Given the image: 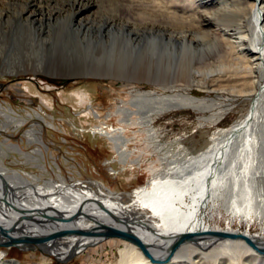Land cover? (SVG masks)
<instances>
[{"label":"bare ground","instance_id":"1","mask_svg":"<svg viewBox=\"0 0 264 264\" xmlns=\"http://www.w3.org/2000/svg\"><path fill=\"white\" fill-rule=\"evenodd\" d=\"M27 1L28 5L17 11L14 6L20 0H0V7L4 11L2 16L15 15L27 22L61 17L69 23L71 31L86 29L88 32L92 28L87 21L94 13L93 2L35 0L45 4L37 6L34 0ZM236 1L243 3L245 0ZM252 6L249 12L240 8L243 15L240 13L239 31L232 32L228 27L218 28L230 49L225 54H220L219 50L220 58L230 57L234 61L231 72L240 80V89H233L232 92L246 94L245 99L251 100L252 106L231 126L213 131L204 147L192 151L184 145L178 146L182 139L164 143L152 124L157 117L171 110L199 109L203 105L206 99L196 98L182 90H215L214 83L226 74L211 78L215 75L212 69L217 65L206 61L208 56L199 59L206 62L205 68L200 66L205 73L196 69L188 76L183 69L182 73L179 72L180 77L176 78L171 72L159 68L150 75L149 80L158 81V85L150 86L163 93L138 90L131 92L130 99L120 101L118 111L122 117L119 121L133 124L132 116L140 115L139 123L147 127L149 146L165 164L162 172L132 192H112L104 183L93 179L72 181L71 177L62 174L56 161L58 171L54 166L50 167L55 177H46L49 168L42 158L45 159L48 145L44 133L46 126L52 127L54 123L38 110L34 114L28 112L35 123L25 134L29 144L37 145L36 148L33 152H26L19 144L0 139V156L6 155L7 148L16 150L27 162L38 166L41 172L35 174L12 169L0 157V247H10L8 244L16 242L22 249H39L47 256L65 262L86 248L99 245L105 250V246L109 245L113 248L117 246L119 264H264V256L259 252L264 250V0H254ZM158 32L169 47L181 45L185 50L195 43L194 37L183 31L170 32L169 37L162 29H158ZM197 59V56L190 58L189 65L196 64ZM222 67L218 73L230 70ZM77 95L81 102H88L87 96L78 92ZM14 112V109L0 104V114L5 118H0V133L29 122L22 115L14 117ZM108 127L107 123L101 124L93 132L110 141L123 165H140V159L131 160L133 152L128 150L131 139L126 135V127ZM250 169L253 172L251 175ZM220 206L226 211L238 210L246 222L257 218L252 214L258 211L263 223L261 231L250 234L231 228L221 231L211 226L209 221ZM104 228L134 234L157 261H152L136 242L118 236H103L101 230ZM76 229L96 232L90 235L52 236L54 232ZM205 231L225 232L238 237L203 235ZM186 232L194 233L193 237L174 247ZM30 235L40 242L21 239ZM241 235L251 238L255 245L250 246ZM163 247L167 249L166 252H159ZM6 254V251H0V264H21L18 260H5Z\"/></svg>","mask_w":264,"mask_h":264},{"label":"rangeland","instance_id":"2","mask_svg":"<svg viewBox=\"0 0 264 264\" xmlns=\"http://www.w3.org/2000/svg\"><path fill=\"white\" fill-rule=\"evenodd\" d=\"M87 1L95 4L94 13L87 21L92 28L88 32L86 29L82 31L89 35L104 33L126 39L139 54L141 67L135 74L139 80H149L150 75L159 68L171 72L176 78L180 77L183 69L188 76L196 69L204 72L205 69L200 66L204 67L206 62H200L199 59L207 56L206 61H212L217 65V68L212 69L215 75L211 78L216 79L226 74L216 83L213 82L214 91L196 88L188 89L186 92L182 90L186 94L206 100L199 109H175L157 117L152 125L162 142L169 144L182 139L181 143H177L178 146L184 145L192 151H197L207 144L213 131L231 126L248 112L252 101L245 99L246 94L232 92L233 89H240V80L231 72L234 61L230 60V57L220 58V54L230 52V49L227 48L226 40L224 41V37L219 34L218 28L221 26L230 28L232 32L239 31L240 16L243 15L240 8H243L244 12H249L254 0H245L243 3L236 0ZM34 3L37 6H45L39 1ZM27 5V0H20L14 7L20 11ZM2 14L3 7H0V104L14 109V117L22 115L29 119V122L17 129L9 128L7 132L0 133L1 140L8 139L19 144L24 151L33 152L37 145L29 144L25 133L35 123L28 116V112L34 114L35 110H38L48 121L54 123L52 127L46 126L44 133L48 145L45 159L42 158V162L49 168V172L45 173L46 177H55L50 167L52 165L58 171L54 163L56 161L62 174L71 177L72 181L98 180L112 192L128 193L146 185L155 174L162 172L165 164L159 158V154L149 146L147 127L139 123L140 115L132 116L133 124H122L119 121L122 117L118 111L120 101L130 99L131 92L155 90L152 86L95 79L78 80L61 86L35 75L29 71L39 68L36 66L39 65L37 53L47 46V42L51 41L54 35H66L71 31L68 28L69 23L61 17L27 22L15 15L4 17ZM158 29L166 31V37H169L170 32L189 33L194 37L195 43L185 50L181 45L169 47L160 38ZM124 51L125 49H122V52ZM124 54L127 56L128 51ZM126 56L123 55L117 62L124 60ZM193 56H197L198 62L189 65L191 62L189 60ZM222 66L230 70L218 73ZM23 71L29 73L23 74ZM77 92L87 96L88 102H81ZM130 108L137 109L134 106ZM221 114L223 115L218 118ZM0 118L5 119L1 114ZM35 118L38 120L36 116ZM104 123L109 125V129L126 127V135L131 139L128 150L133 152L131 160L140 159V165L131 163L123 165L110 141L93 132ZM0 157H3L5 163L12 169L35 174L41 172L38 166L27 162L16 150L7 148L6 155ZM249 172V175L253 174L252 169ZM216 210L209 224L220 228L221 231L231 228L257 234L262 229L263 223L258 211H253L252 214L257 215V218L246 222L240 217L238 210L226 211L221 206ZM10 247H0V251L7 253L5 260H18L21 264H58L55 259L39 249ZM101 248L99 245L86 248L81 254L70 258L66 264H119L120 254L117 246L113 248L107 245L105 250ZM166 250L163 247L159 252L164 253Z\"/></svg>","mask_w":264,"mask_h":264},{"label":"water","instance_id":"3","mask_svg":"<svg viewBox=\"0 0 264 264\" xmlns=\"http://www.w3.org/2000/svg\"><path fill=\"white\" fill-rule=\"evenodd\" d=\"M73 29V28H72ZM120 44V46H118ZM120 48V49H119ZM122 49L128 51V55L122 52ZM123 55L126 56L124 60L117 62ZM39 65L36 64V69L32 72L35 75H40L50 82L64 86L66 83L76 82L84 79L95 80H114L118 82H131L144 85H158L155 80H139L135 74L141 67L139 62V54L128 41L122 37L114 35H107L104 33L85 34L80 30H72L66 35L53 36L52 40L47 42L44 49L37 53ZM29 72L23 71V74ZM12 76V75H6ZM250 102L249 108H251ZM64 220V219H63ZM95 233L94 230H66L54 232L52 236L59 235H90ZM93 233V234H94ZM103 236H118L133 242H136L149 256L152 261L151 253L144 246L143 242L134 234L113 228H104L101 230ZM100 234V235H101ZM218 235L219 237H238L235 234L225 232L205 231L203 235ZM194 233L186 232L176 241L174 247H178L185 239L193 237ZM251 246L255 245L253 240L246 235H241ZM21 239L27 242H40L33 236H24ZM18 240V239H17ZM12 244V245H11ZM12 247H20L16 242L8 244ZM9 248V249H10ZM264 256V250L259 251ZM58 264H66L67 262L57 259Z\"/></svg>","mask_w":264,"mask_h":264}]
</instances>
